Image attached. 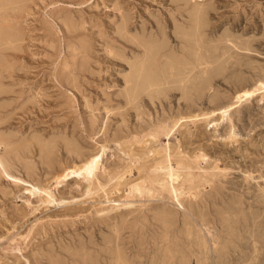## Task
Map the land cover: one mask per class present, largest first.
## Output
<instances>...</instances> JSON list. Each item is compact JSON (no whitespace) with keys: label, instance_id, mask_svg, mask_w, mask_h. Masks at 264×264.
I'll list each match as a JSON object with an SVG mask.
<instances>
[{"label":"rangeland","instance_id":"rangeland-1","mask_svg":"<svg viewBox=\"0 0 264 264\" xmlns=\"http://www.w3.org/2000/svg\"><path fill=\"white\" fill-rule=\"evenodd\" d=\"M0 158V264H264V0H0Z\"/></svg>","mask_w":264,"mask_h":264},{"label":"bare ground","instance_id":"bare-ground-1","mask_svg":"<svg viewBox=\"0 0 264 264\" xmlns=\"http://www.w3.org/2000/svg\"><path fill=\"white\" fill-rule=\"evenodd\" d=\"M205 71H207V70H205ZM245 92L248 93V94L251 93L250 91H245ZM101 157H102V153L92 154L91 156L89 155V157L86 160H84L81 165H79V166L75 167L74 169L70 170L71 171L70 173L66 172V174H62L59 177H57V181H56L57 184L60 183V181L62 179H65L67 176H70V175L76 176V177H83V178H85L87 180H90V181L93 180L94 177H95V174H96V170H98V166H99ZM2 160L3 159L0 158V167L5 172L6 170H5V167H4V164H3ZM173 176H175V175L172 174V178H173ZM12 178H14V177H12ZM14 179L17 180V181L20 180L19 178H14ZM32 188L35 189L36 188L35 185L32 184ZM44 192L46 193L47 200H52L53 199V193L50 190V188L44 189Z\"/></svg>","mask_w":264,"mask_h":264}]
</instances>
